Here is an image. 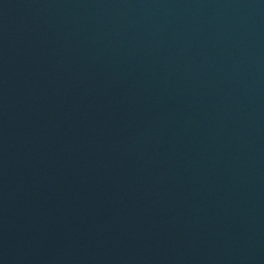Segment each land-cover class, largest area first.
<instances>
[{"label":"water","instance_id":"95a60500","mask_svg":"<svg viewBox=\"0 0 264 264\" xmlns=\"http://www.w3.org/2000/svg\"><path fill=\"white\" fill-rule=\"evenodd\" d=\"M0 264H264V0H0Z\"/></svg>","mask_w":264,"mask_h":264}]
</instances>
